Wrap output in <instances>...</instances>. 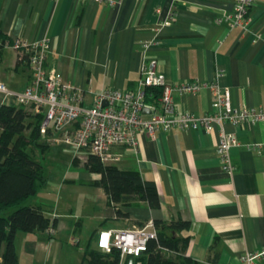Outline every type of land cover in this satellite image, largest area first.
<instances>
[{
  "label": "crops",
  "instance_id": "obj_1",
  "mask_svg": "<svg viewBox=\"0 0 264 264\" xmlns=\"http://www.w3.org/2000/svg\"><path fill=\"white\" fill-rule=\"evenodd\" d=\"M232 12L233 0H0V82L23 91L30 70L17 62L12 43L46 40V68L81 92L84 107L102 90L132 89L143 61L152 59L169 83L217 80L233 107L264 110V0H255L245 27L231 26ZM173 102L177 113L211 110L207 88L174 93ZM2 104L16 105L0 93ZM223 128L241 144L259 145L230 148L231 177L215 152L216 126L140 132L138 152L121 150L110 165L153 182L160 205L121 206L120 217L94 184L100 175L84 170L57 135L47 136L36 152L43 182L24 204L39 207L54 233L17 232V264H81L99 231L148 220L185 222L175 235L187 237L185 254L197 264H213L214 254V264H241L243 254L264 249V122Z\"/></svg>",
  "mask_w": 264,
  "mask_h": 264
},
{
  "label": "built area",
  "instance_id": "obj_2",
  "mask_svg": "<svg viewBox=\"0 0 264 264\" xmlns=\"http://www.w3.org/2000/svg\"><path fill=\"white\" fill-rule=\"evenodd\" d=\"M255 0H233L230 15L231 26L245 27L249 22L248 12ZM149 43H144L147 48ZM17 62L30 70V79L21 92H12L0 82V93L11 98L16 105L42 116L39 131L43 136H53L55 141L72 147L77 159L85 161L81 154L93 155L103 164L120 161L121 150L138 152V134L153 136L171 129L210 131L218 128L215 152L221 170L231 177L234 174L229 150L234 146L258 149V144H241L234 134L227 133L223 126L228 123L235 129L250 123L264 122V110L254 107L235 108L231 104L227 88L212 82L197 80L184 83H169L157 70L156 62L144 60L139 69V78L132 89H105L99 92L91 107L82 105L81 92L60 78L46 66L48 43L46 40L26 42L20 39L12 43ZM219 76L217 74L216 78ZM207 88L211 95V110L202 115L183 111L177 113L173 94L195 93ZM159 90V96L150 101V91ZM105 103V104H103ZM147 109L145 112L144 110ZM60 136V137H59ZM45 233L52 236L53 228ZM156 237L152 220L127 229L101 230L95 247L103 252L113 248L119 251L118 264H141L136 259L146 250L147 240ZM241 264H256L264 259V249L247 252L240 256Z\"/></svg>",
  "mask_w": 264,
  "mask_h": 264
},
{
  "label": "trees",
  "instance_id": "obj_3",
  "mask_svg": "<svg viewBox=\"0 0 264 264\" xmlns=\"http://www.w3.org/2000/svg\"><path fill=\"white\" fill-rule=\"evenodd\" d=\"M150 94L146 100L152 101L159 96V90L153 89ZM41 119V115L21 105L0 106V210L13 208L6 217L0 216V264H17L13 245L17 232L44 231L51 225L39 207L24 204L43 182V167L36 155L46 147V136L39 131ZM78 162L84 170L100 175L94 184L102 187L108 202L116 209V216H123L121 206L143 203L150 208L159 207L160 198L154 183L143 180L137 170L103 164L93 155ZM152 221L156 237L147 240L146 250L137 261L141 264H197L185 254L187 237L175 235L186 228L185 222ZM118 259L117 249L106 253L94 246L85 251L81 264H118ZM216 260L214 254L210 262L214 264Z\"/></svg>",
  "mask_w": 264,
  "mask_h": 264
},
{
  "label": "rangeland",
  "instance_id": "obj_4",
  "mask_svg": "<svg viewBox=\"0 0 264 264\" xmlns=\"http://www.w3.org/2000/svg\"><path fill=\"white\" fill-rule=\"evenodd\" d=\"M81 156H83V159H85L87 157V154L86 153H82ZM78 161H82L80 159H77ZM13 211V208H8V209H4V210H0V216H4L6 217L7 215H9L11 212ZM80 248H85V244L84 243H81L80 245Z\"/></svg>",
  "mask_w": 264,
  "mask_h": 264
},
{
  "label": "water",
  "instance_id": "obj_5",
  "mask_svg": "<svg viewBox=\"0 0 264 264\" xmlns=\"http://www.w3.org/2000/svg\"><path fill=\"white\" fill-rule=\"evenodd\" d=\"M103 104H105V103H103ZM144 111L146 112V111H147V109H145Z\"/></svg>",
  "mask_w": 264,
  "mask_h": 264
}]
</instances>
